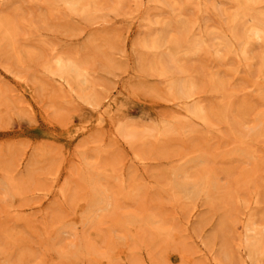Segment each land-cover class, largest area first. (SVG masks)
<instances>
[{
  "label": "rangeland",
  "instance_id": "obj_1",
  "mask_svg": "<svg viewBox=\"0 0 264 264\" xmlns=\"http://www.w3.org/2000/svg\"><path fill=\"white\" fill-rule=\"evenodd\" d=\"M65 1L0 0V264H264V0Z\"/></svg>",
  "mask_w": 264,
  "mask_h": 264
},
{
  "label": "bare ground",
  "instance_id": "obj_2",
  "mask_svg": "<svg viewBox=\"0 0 264 264\" xmlns=\"http://www.w3.org/2000/svg\"><path fill=\"white\" fill-rule=\"evenodd\" d=\"M73 1V0H72ZM65 2H67V0L65 1ZM69 2V1H68ZM72 3V2H71ZM74 3H76V2H74ZM70 4V3H69ZM77 4V3H76ZM72 5H73V3H72ZM77 10V9H76ZM247 13V12H246ZM239 14H241V13H239ZM243 18V17H242ZM256 18V17H255ZM240 19V18H239ZM257 20V19H256ZM237 22V21H236ZM238 23V22H237ZM249 23V22H248ZM247 24V22H245V25ZM253 26V25H252ZM248 28H250V27H248ZM259 29L258 30H256V29H252L251 30V32H253L254 34H256L257 36L259 35ZM250 32V31H249ZM249 32H248V34H249ZM251 32H250V34H251ZM252 33V34H253ZM10 39V38H9ZM164 42V41H163ZM10 43H8V45H9ZM3 46V45H2ZM17 47V46H16ZM2 48V47H1ZM14 48V47H13ZM25 49V48H24ZM218 52V51H217ZM16 55V54H15ZM65 62V61H64ZM66 63V62H65ZM71 63V62H70ZM56 64V63H55ZM59 64H60V62H59ZM73 64H75L74 62H73ZM67 65V64H66ZM73 66V65H72ZM75 67L77 66V65H74ZM68 67H69V65H68ZM67 66H66V70H65V72L67 71V70H69V69H67L68 68ZM79 67V66H78ZM78 67H76V69L78 68ZM64 68V67H63ZM72 68H74V67H72ZM64 70V69H63ZM71 71H73V69L71 70ZM70 71V72H71ZM80 71V70H79ZM68 72V71H67ZM70 72H69V74H70ZM74 72V71H73ZM76 73H77V71H75ZM74 76V75H73ZM75 76H77L76 74H75ZM76 78V77H75ZM194 109V108H193ZM261 126V125H260ZM259 127V126H258ZM258 127H256V128H258ZM262 127V126H261ZM256 128H254V130L256 129ZM185 180V179H184ZM201 181V180H200ZM200 181H195V182H192V183H182L181 184V189L183 190V192H186L189 196H194V195H197V196H199V194L201 193L200 191L203 189V187H202V184H203V186H204V183H202V182H200ZM187 182V181H186ZM177 185V184H176ZM179 185H180V183H179ZM179 187V186H178ZM204 190V189H203ZM203 193V192H202ZM98 199V198H97ZM96 199V200H97ZM95 200V201H96ZM98 201V203H100V199H98L97 200ZM102 202V201H101ZM96 202H94V204H95ZM91 204H93V203H91ZM96 205V204H95ZM94 205V206H95ZM94 208V207H93ZM97 211V210H96ZM256 241H258V240H256ZM261 245V244H260ZM252 246V245H251ZM254 246V245H253ZM256 246V245H255ZM253 247V248H255V250H256V248L258 247V250H260L259 248H260V246H258V244H257V247ZM252 249V248H251ZM256 253H258L257 252V250H256ZM254 257V256H253ZM262 262V261H261Z\"/></svg>",
  "mask_w": 264,
  "mask_h": 264
}]
</instances>
